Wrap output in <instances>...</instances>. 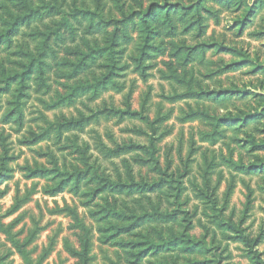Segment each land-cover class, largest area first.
Wrapping results in <instances>:
<instances>
[{"label": "rangeland", "instance_id": "374dc122", "mask_svg": "<svg viewBox=\"0 0 264 264\" xmlns=\"http://www.w3.org/2000/svg\"><path fill=\"white\" fill-rule=\"evenodd\" d=\"M0 264H264V0H0Z\"/></svg>", "mask_w": 264, "mask_h": 264}]
</instances>
